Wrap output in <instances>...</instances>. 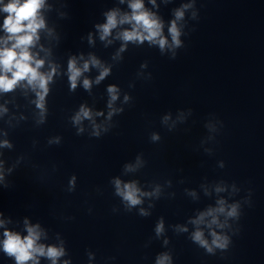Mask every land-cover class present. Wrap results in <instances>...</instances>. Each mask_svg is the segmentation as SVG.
<instances>
[{
	"label": "water",
	"instance_id": "water-1",
	"mask_svg": "<svg viewBox=\"0 0 264 264\" xmlns=\"http://www.w3.org/2000/svg\"><path fill=\"white\" fill-rule=\"evenodd\" d=\"M213 216L203 213L221 207ZM237 215L228 216L231 206ZM196 231L212 246L194 241ZM215 232L227 238L223 249L212 245ZM264 264V100L224 155L189 197L123 264Z\"/></svg>",
	"mask_w": 264,
	"mask_h": 264
},
{
	"label": "clouds",
	"instance_id": "clouds-1",
	"mask_svg": "<svg viewBox=\"0 0 264 264\" xmlns=\"http://www.w3.org/2000/svg\"><path fill=\"white\" fill-rule=\"evenodd\" d=\"M44 0H9L7 4H4L2 9L3 12L7 13L4 19L3 28L6 33H8V40H14L12 47H5L0 49V91H11L14 86L21 80L27 79L29 84L38 86L43 90L42 93H38L40 101H43L44 94L47 93V80L46 78L38 72L39 67L42 65V61H34L33 57L29 52V47L33 44L34 38H36L37 30L43 27V20L38 19V11L42 6ZM133 10L131 17L124 16L120 21L123 22H135L132 31H125L123 33V39L128 40H149L156 42L159 38L158 43L161 49L164 48L167 43L166 39L161 35V24L147 11L143 10V0H133L130 4ZM183 16L182 11L176 12L177 19ZM117 24L116 13H109L107 16V23L102 25V31L104 36H107L112 28ZM142 28L143 32L138 29ZM169 32L172 36V41L175 45L179 46L180 41L178 39L180 32L177 29L175 21L172 22ZM143 33H146L144 35ZM103 38V37H102ZM19 49V51H17ZM95 63V61H93ZM85 70L88 65H84ZM69 71L71 72L70 80L72 82V87L75 88L76 78L80 75V70L75 67L74 62L69 63ZM11 73V76L8 74ZM107 74V70L101 73L98 79H102ZM84 86L87 88L89 86V81H84ZM112 93V100L116 99V89L110 87L108 89ZM38 107H43L42 103H38ZM84 117H89L90 113L81 109ZM80 116L76 117L78 121ZM153 139H158V137L153 136ZM117 193L123 197L124 200L128 201L131 206L139 204L141 201L138 198V189L135 184L129 183L123 186L121 189L120 180H116ZM221 207L218 209H210L207 213H203L200 220L196 221L199 223L203 220L204 215L213 216L212 223H216L214 212H224L223 207L224 202L220 201ZM228 216L237 215V206H231L230 210L227 212ZM157 233L163 230V225L157 226ZM28 235L21 237L19 234L12 233L9 231L4 232L5 239L3 241V250L9 256H14L16 264H26L29 260H34L37 255L47 256L56 264L58 257L63 255V250L58 249L54 246H48L45 248L43 245H37L36 241L39 239V234L35 227H27ZM213 240L212 245L218 248H225L227 246V238L218 236L215 232L212 233ZM194 241L198 242L202 247H205L208 252H212V246L208 244V241L203 238V233L201 231H196L193 235ZM168 257L161 256L157 260V264H164Z\"/></svg>",
	"mask_w": 264,
	"mask_h": 264
}]
</instances>
